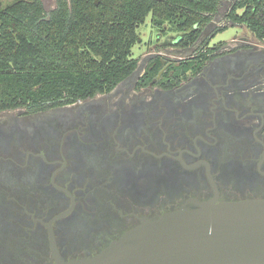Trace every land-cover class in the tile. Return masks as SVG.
Returning <instances> with one entry per match:
<instances>
[{
  "label": "flooded vegetation",
  "instance_id": "1",
  "mask_svg": "<svg viewBox=\"0 0 264 264\" xmlns=\"http://www.w3.org/2000/svg\"><path fill=\"white\" fill-rule=\"evenodd\" d=\"M235 2L201 50L175 38L184 57L153 54L110 91L0 111V264L93 256L192 200H264V37ZM230 25L246 31L211 44Z\"/></svg>",
  "mask_w": 264,
  "mask_h": 264
},
{
  "label": "trees",
  "instance_id": "2",
  "mask_svg": "<svg viewBox=\"0 0 264 264\" xmlns=\"http://www.w3.org/2000/svg\"><path fill=\"white\" fill-rule=\"evenodd\" d=\"M222 1L57 0L50 11L43 0L0 4V111H39L112 90L138 66L137 29L150 13L179 31L177 45L201 50ZM229 17L264 37V0H236ZM163 65L157 60L154 74Z\"/></svg>",
  "mask_w": 264,
  "mask_h": 264
},
{
  "label": "water",
  "instance_id": "3",
  "mask_svg": "<svg viewBox=\"0 0 264 264\" xmlns=\"http://www.w3.org/2000/svg\"><path fill=\"white\" fill-rule=\"evenodd\" d=\"M56 264H264V200L190 201L142 223L93 256Z\"/></svg>",
  "mask_w": 264,
  "mask_h": 264
},
{
  "label": "rangeland",
  "instance_id": "4",
  "mask_svg": "<svg viewBox=\"0 0 264 264\" xmlns=\"http://www.w3.org/2000/svg\"><path fill=\"white\" fill-rule=\"evenodd\" d=\"M19 0H0L2 6H8ZM57 0H44V5L47 11L56 7ZM219 24H224L221 20H216L213 27ZM244 30L243 27L237 25H230L223 31L217 33L211 44L227 43L236 35H241ZM140 35V40L133 47V57L138 58V63H143L147 57L163 53L170 59L176 57H184V52H179L178 46L174 44L175 38L179 35V31L168 21H164L161 25L153 22V15L150 13L145 22L140 24L137 29Z\"/></svg>",
  "mask_w": 264,
  "mask_h": 264
}]
</instances>
